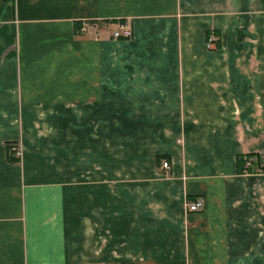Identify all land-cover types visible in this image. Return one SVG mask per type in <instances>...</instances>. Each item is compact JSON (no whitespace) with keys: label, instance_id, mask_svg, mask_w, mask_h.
<instances>
[{"label":"crops","instance_id":"crops-1","mask_svg":"<svg viewBox=\"0 0 264 264\" xmlns=\"http://www.w3.org/2000/svg\"><path fill=\"white\" fill-rule=\"evenodd\" d=\"M0 264H264V0H0Z\"/></svg>","mask_w":264,"mask_h":264},{"label":"built area","instance_id":"built-area-1","mask_svg":"<svg viewBox=\"0 0 264 264\" xmlns=\"http://www.w3.org/2000/svg\"><path fill=\"white\" fill-rule=\"evenodd\" d=\"M7 1H15V0H7ZM95 27L90 28L87 24L83 25L79 32L80 33H87L93 32ZM134 36V31L129 23H121L118 25L117 29L112 31V38L115 40H129L132 39ZM218 40L216 37L210 35L207 39V49L214 50L216 48V42ZM8 156L13 157L20 161L22 158V147L19 143L11 144L8 148ZM163 168L169 169V164L167 162H163ZM187 211L191 213L201 212L205 209L204 202L202 200H197L195 202L188 203Z\"/></svg>","mask_w":264,"mask_h":264},{"label":"trees","instance_id":"trees-1","mask_svg":"<svg viewBox=\"0 0 264 264\" xmlns=\"http://www.w3.org/2000/svg\"><path fill=\"white\" fill-rule=\"evenodd\" d=\"M164 157L165 156L158 157L157 158V162L162 161V159ZM251 157H253V156L239 155V154L237 155V157H236V166H237V172H238V174L250 173L252 171L251 167L249 165H247V162L251 159ZM8 159L11 162H18L17 159H15L13 157H10V156H8Z\"/></svg>","mask_w":264,"mask_h":264},{"label":"rangeland","instance_id":"rangeland-1","mask_svg":"<svg viewBox=\"0 0 264 264\" xmlns=\"http://www.w3.org/2000/svg\"><path fill=\"white\" fill-rule=\"evenodd\" d=\"M109 28H110V29H114V26H111V27H109ZM250 160H251V159H250ZM250 160L247 162V165H250V163H251ZM18 161H19V160H18Z\"/></svg>","mask_w":264,"mask_h":264}]
</instances>
